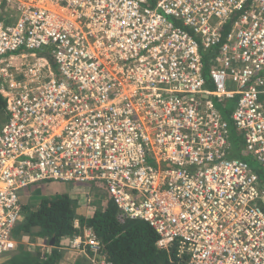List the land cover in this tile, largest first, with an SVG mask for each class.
Masks as SVG:
<instances>
[{"label":"built area","instance_id":"2783aa9c","mask_svg":"<svg viewBox=\"0 0 264 264\" xmlns=\"http://www.w3.org/2000/svg\"><path fill=\"white\" fill-rule=\"evenodd\" d=\"M2 62L0 264L41 183L105 190L172 264H264V183L221 112L264 169V0H0Z\"/></svg>","mask_w":264,"mask_h":264},{"label":"trees","instance_id":"16d2710c","mask_svg":"<svg viewBox=\"0 0 264 264\" xmlns=\"http://www.w3.org/2000/svg\"><path fill=\"white\" fill-rule=\"evenodd\" d=\"M212 90V86L207 81ZM6 102L0 94V128L6 118ZM229 108L221 110L229 123L230 153L232 158L241 159L239 155L240 138L229 119ZM237 153L238 157H235ZM264 183V172H257ZM80 201L68 194L41 199L38 206L31 209L22 207V221L17 225L13 236H33L35 240L44 242L49 250L41 247L34 252L19 245L7 264H59L62 258L58 250L62 238L78 235L83 229H90L99 241L102 252L112 264H172V255L156 247L157 236L144 222L124 219L112 201L108 200L101 209L91 212L88 217L77 214ZM78 222V228L74 222ZM53 245L50 246V242Z\"/></svg>","mask_w":264,"mask_h":264},{"label":"rangeland","instance_id":"374dc122","mask_svg":"<svg viewBox=\"0 0 264 264\" xmlns=\"http://www.w3.org/2000/svg\"><path fill=\"white\" fill-rule=\"evenodd\" d=\"M5 67H6L5 62H2L0 64V68H5ZM9 70L10 71L8 73L11 75V77H13L14 80L18 79V77H21V74L18 73L19 70H15V69L13 70V68H9ZM7 83H9V81L7 79H5V81H4L0 77V87L2 85H6ZM227 105L229 108H231L233 105V102L229 101V102H227ZM240 141H241V144L239 146V155L241 157V160L246 162L252 168L253 171L259 172V173L264 172V169L259 165L256 158L252 154L247 152L245 149H243V142H242L241 138H240ZM235 154H236L235 157H238L237 153H235ZM41 185H48V184H42L41 183V184L36 185L35 189L33 191H31L32 188H28V189H25V190L19 192V197L21 198V204H22L21 207L27 206L31 209H34L38 206L41 199H45V198L47 199V196L49 194H51L52 191H49L50 189L46 188V191L44 193L42 190L40 192V190H38V189H41L40 188ZM49 185L54 186L53 183H50ZM73 185L74 184H68L67 186H70L73 189L72 192L78 193L80 191L85 196V199H82V205L79 206L78 210H80V208L81 209L84 208L86 211H90V210L95 211L96 209L103 208L106 205V203L108 202V198H107V194H106L105 190L99 189L98 187H95L94 184H92L91 187H83L80 189H77V187L74 188ZM36 188H38V189H36ZM53 192L56 193V191H53ZM25 196H27V198H26L27 201L22 200V199H24ZM30 198H31V200H30ZM32 201H34V202H32ZM35 203H37V205ZM30 204H32L33 206H30ZM15 241L17 244L16 249L13 252L6 255V259H5V261H3V264H7L6 261H8V259H10L14 253L18 252V248H19L18 246L19 245H22L25 249L34 252L36 249H39V247H41L43 244V242L35 240L34 237L30 236V235H20L18 239H15ZM44 249L49 250V246H47V247L45 246Z\"/></svg>","mask_w":264,"mask_h":264},{"label":"crops","instance_id":"0c3cea01","mask_svg":"<svg viewBox=\"0 0 264 264\" xmlns=\"http://www.w3.org/2000/svg\"><path fill=\"white\" fill-rule=\"evenodd\" d=\"M53 184H54V186H51L49 184L48 185H41L40 186L41 189H38V188H36V189L40 190V192L42 190L43 193L46 191V188L50 189L49 191H52V193L49 194L48 195L49 197L47 196V198L54 197V196L60 195V194H68L71 198H76L78 201H80V206L82 205V199H85V196L80 191L78 193L72 192L73 189L70 186H67L66 184L65 185L64 184H58V183H53ZM73 186H74V188L77 187L75 185H73ZM80 188H83V187H77V189H80ZM34 189H32L31 191H33ZM53 191H56V193ZM26 198H27V196H25L24 199H22V200L27 201ZM30 200H31V198H30ZM32 202H34V201H32ZM35 204L37 205V203H35ZM30 206H33V205L30 204ZM91 212H93V211H91V210L86 211L84 208L83 209L80 208V210H77V214L80 216H83V217H88L89 215L92 214ZM86 232H87V230H86ZM83 233H84V231L82 230L81 233L78 235H81ZM76 236L77 235L70 236V237H64L61 239L58 250L61 252L62 258L60 259L59 264H87V260L85 259V256L82 254V252L78 251V250L71 249V247H70V244H71L73 238Z\"/></svg>","mask_w":264,"mask_h":264},{"label":"clouds","instance_id":"9594fccd","mask_svg":"<svg viewBox=\"0 0 264 264\" xmlns=\"http://www.w3.org/2000/svg\"><path fill=\"white\" fill-rule=\"evenodd\" d=\"M34 189V188H33ZM43 245H45L46 247L48 246V245H46V244H44V242H43ZM41 249H42V247H41ZM43 250H45V249H43ZM46 251V250H45Z\"/></svg>","mask_w":264,"mask_h":264},{"label":"water","instance_id":"95a60500","mask_svg":"<svg viewBox=\"0 0 264 264\" xmlns=\"http://www.w3.org/2000/svg\"><path fill=\"white\" fill-rule=\"evenodd\" d=\"M52 243H53V241H51L49 245L52 246L53 245Z\"/></svg>","mask_w":264,"mask_h":264}]
</instances>
